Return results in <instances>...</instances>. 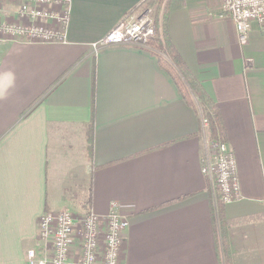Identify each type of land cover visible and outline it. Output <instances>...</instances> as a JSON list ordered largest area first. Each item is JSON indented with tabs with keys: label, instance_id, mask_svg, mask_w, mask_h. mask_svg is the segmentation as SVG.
<instances>
[{
	"label": "crops",
	"instance_id": "1",
	"mask_svg": "<svg viewBox=\"0 0 264 264\" xmlns=\"http://www.w3.org/2000/svg\"><path fill=\"white\" fill-rule=\"evenodd\" d=\"M141 3L70 0L65 44L0 45V264H26L40 245V216L73 205L75 189L85 213L103 218L114 205L127 218L120 264H225L226 250L232 264H264V25L252 23L240 45L223 0H182L168 16L170 39L217 105L235 158L240 195L219 214L202 171L199 109L146 49L91 48L143 13ZM18 6L0 4V19ZM74 156L82 170L66 173V185L55 176L49 195L50 166L57 173Z\"/></svg>",
	"mask_w": 264,
	"mask_h": 264
},
{
	"label": "built area",
	"instance_id": "2",
	"mask_svg": "<svg viewBox=\"0 0 264 264\" xmlns=\"http://www.w3.org/2000/svg\"><path fill=\"white\" fill-rule=\"evenodd\" d=\"M13 1H19L16 16L0 19V45L67 42L70 0H0V4ZM222 11L232 20L240 45L247 43L252 23L264 25V0H223ZM154 33L148 11L129 15L91 48L95 52L110 45L145 49ZM202 126L205 132L203 119ZM204 141L208 156L202 171L214 198L218 195L223 204L237 200L240 191L233 153L227 143L209 144L206 135ZM127 227V218L114 205L103 218L92 212L81 217L68 210L45 212L38 222L39 248L26 252V264H120Z\"/></svg>",
	"mask_w": 264,
	"mask_h": 264
},
{
	"label": "trees",
	"instance_id": "3",
	"mask_svg": "<svg viewBox=\"0 0 264 264\" xmlns=\"http://www.w3.org/2000/svg\"><path fill=\"white\" fill-rule=\"evenodd\" d=\"M181 4L182 0L142 1L140 12L148 11L155 26V33L148 39L145 49L156 58L158 66L171 78L184 102L194 109H199L202 119L206 122L205 135L208 143H226L225 129L217 105L205 93L201 84L189 71L169 36L168 16L173 10L179 8ZM88 139L87 153L89 159H91L92 141L90 137ZM172 143L173 142L165 143L156 149L165 148ZM214 200L215 208L220 214V210L224 204L220 201L218 195L215 196ZM224 231L222 243L226 245ZM224 261L225 264H232L231 255L227 250L225 251Z\"/></svg>",
	"mask_w": 264,
	"mask_h": 264
},
{
	"label": "rangeland",
	"instance_id": "4",
	"mask_svg": "<svg viewBox=\"0 0 264 264\" xmlns=\"http://www.w3.org/2000/svg\"><path fill=\"white\" fill-rule=\"evenodd\" d=\"M49 163L50 161H52V151L50 149V155H49ZM52 164V163H51ZM51 168L49 169L47 176H48V190H49V195L55 192L54 189V185H53V181L52 179H54L55 176L61 177L62 180H64L63 182L66 184H68L67 182H65L66 180L69 179V175H66V173L69 172H74L76 177L78 176V172H80L82 169L81 167V162L78 160V156H74L73 159V165L69 164V165H64L63 167H61L60 169L57 170V173L55 172V168L53 165L50 166ZM69 168V170L67 169ZM67 170V171H66ZM88 182H86L87 185ZM82 186V178L80 177V188ZM76 194V189L75 190H71L69 197H73L74 199H71V203L73 205H69L67 206L65 205H61L60 203L58 204L57 208H59L60 210H71V211H75L76 214H78L79 217L83 216L85 214L86 211H84V209L82 210L81 206H78L77 203H75L77 201V198L75 197ZM82 212V213H81Z\"/></svg>",
	"mask_w": 264,
	"mask_h": 264
}]
</instances>
